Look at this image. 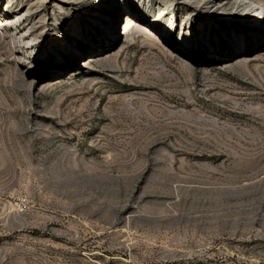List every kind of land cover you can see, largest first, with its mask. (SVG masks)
Here are the masks:
<instances>
[{
	"label": "rangeland",
	"instance_id": "rangeland-1",
	"mask_svg": "<svg viewBox=\"0 0 264 264\" xmlns=\"http://www.w3.org/2000/svg\"><path fill=\"white\" fill-rule=\"evenodd\" d=\"M176 1H72L27 46L0 0V264H264V13Z\"/></svg>",
	"mask_w": 264,
	"mask_h": 264
},
{
	"label": "bare ground",
	"instance_id": "bare-ground-1",
	"mask_svg": "<svg viewBox=\"0 0 264 264\" xmlns=\"http://www.w3.org/2000/svg\"><path fill=\"white\" fill-rule=\"evenodd\" d=\"M15 1L17 0H10V3L13 4ZM72 1L75 2L81 0H20V2L23 3V6H21L18 17L19 20H22L24 22L21 25H18L17 28L11 26L12 28H10V33L8 36H6L8 41L11 44H15L16 39L19 37L21 39L28 40L29 43L27 46H30L36 39L40 37V35L44 38L47 37L48 25L51 24V20L55 19V21H58L59 24L62 25V20L60 19V17H63L65 15L67 16V25L70 24L68 27L73 28L72 32H79L80 29L78 30V25L81 24V20L78 19V14H76L74 11L75 9L72 5ZM179 1L181 0H177L176 2ZM185 2L196 8V19L198 20H202L201 18H205L221 11L225 12L226 16H228V10H230L229 7L231 8L233 5H235L232 0H186ZM251 3H254L258 7V9H255L258 10V12L250 14V16L247 18H245V16L243 15L244 12L240 8V6L231 10L230 13L232 16L233 14L237 16L239 15V18H245L246 20L253 22L256 25H261V23L263 22L262 16L264 13L263 4H258L259 2L257 3L254 0H251ZM174 4L176 3L174 2ZM171 5L173 4H166V7L163 8V11H165ZM8 20H10L9 15L2 14L0 16V25ZM13 20L15 21V23L19 22L15 17ZM113 20L114 17L112 16L111 12L107 10L104 13L98 14L96 17H94L88 24V28L91 27L96 29L97 26H100L102 30L94 31L92 34L95 35L92 36V39L102 40L104 36L109 33L110 28H112L111 24ZM202 32L204 34H209L210 32H213V28L208 29L205 27L203 28ZM0 37H3V33ZM241 39L243 40V38L238 37L236 41H240ZM55 48L56 49L54 50H56L57 53L62 56L64 52L69 49V45L67 43L63 45H56Z\"/></svg>",
	"mask_w": 264,
	"mask_h": 264
}]
</instances>
